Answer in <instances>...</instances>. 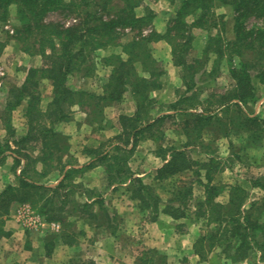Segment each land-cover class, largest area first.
Wrapping results in <instances>:
<instances>
[{
	"label": "trees",
	"instance_id": "obj_1",
	"mask_svg": "<svg viewBox=\"0 0 264 264\" xmlns=\"http://www.w3.org/2000/svg\"><path fill=\"white\" fill-rule=\"evenodd\" d=\"M12 6L17 8L19 23L14 39L26 54L40 55L44 62L41 68L28 70L22 85L9 90L0 112L6 132L0 139V167L12 157L13 170H21L16 184L0 193V242L11 236L5 226L14 208L28 203L47 223L61 225L60 232H49L45 238L47 257L60 243L79 244L85 234L69 222L74 216L67 210L71 203L91 226L113 229L116 218L103 195L77 181L102 166L106 187L126 185V193L148 222H157L165 214L185 221L179 225L181 231L204 222V233L195 243L201 260H207L213 250L223 249L232 262L260 264L253 258L259 254L264 259V197L250 200V196L253 190L264 192V175L247 179V186L225 185L217 180L218 175L232 169L236 160L242 162L243 157L233 151V156L221 158L214 147L218 139L234 135H246L243 151L264 141V118L252 110L260 100V87L264 88V26L246 25L250 18L264 19V0H181L165 33L155 29L156 14L140 0H0L1 24L8 22ZM142 6L145 13L139 16L137 8ZM218 8L235 14L232 40L223 36L225 16L217 14ZM54 11H69L76 22L71 26L46 22ZM126 30L133 32V38L124 42ZM195 30L211 34L201 58L192 56ZM161 41L171 46L173 65L180 69L183 84L168 106L170 113L159 110L152 97L166 85V72L152 48ZM117 47L122 48V54L103 59L110 74L102 94L70 85L71 77L95 74L98 51ZM5 48L6 43L0 42V57ZM224 60L232 85L225 92L204 96L201 86L209 77H217ZM44 81L52 86L46 107L42 106ZM126 95L134 102L135 113L120 116V134L98 147L86 148L89 162L81 167L58 125L71 121L76 107L87 109L89 123L100 121L105 110L123 102ZM20 108L27 127L24 133L12 122ZM169 121L185 142H166ZM148 139L155 142L156 155L166 161L152 183L136 176L130 166L139 144ZM53 174L57 179L51 182ZM184 176L189 180L182 179ZM196 185L203 190L200 198L195 197ZM159 190L168 193L166 201ZM227 191L228 201H218ZM77 197L82 200L77 201ZM156 256L144 255L136 264H156ZM158 259L166 264L165 256Z\"/></svg>",
	"mask_w": 264,
	"mask_h": 264
},
{
	"label": "rangeland",
	"instance_id": "obj_2",
	"mask_svg": "<svg viewBox=\"0 0 264 264\" xmlns=\"http://www.w3.org/2000/svg\"><path fill=\"white\" fill-rule=\"evenodd\" d=\"M142 3H144L145 6L150 7L151 10L154 11L156 14V18L154 20V27L158 32L165 33L167 24L169 19L173 16L177 5L180 3L181 0H140ZM217 14L224 15L225 16V26L222 27L223 29V36L228 39L232 40L235 36V14L228 8H218L216 9ZM158 12V13H156ZM145 13V7H139L137 8V14L139 16L144 15ZM17 8L16 6H12L10 8V17L7 23L1 24L0 23V42L6 43V48L0 57V112L3 110V106L5 104V99L8 95L9 90L14 86H20L23 84V82L26 79L27 72L31 68H41L43 66V58L40 55L31 56L29 54H26L22 50V44L17 42L14 39V33H11V31H15L16 26H18L17 21ZM75 16L72 15L69 11H54L51 12L47 18L46 22L50 23H60L65 26H71L73 25L76 20L74 19ZM246 25L248 28H254L257 26H264V19H256V18H250L246 21ZM9 27V29H7ZM214 34H216L214 32ZM211 34L205 31L201 30H195V40H194V48L192 52V56L195 58H201L204 55V50L206 48L209 36ZM133 38V32L130 30L125 31L124 36V42H127L128 40ZM153 53L156 59L159 62V65L162 69L165 70L166 74L164 76V81L166 82V85L168 83L173 84V86L167 88L166 90H161L160 92H154L152 93V97H154L158 103L157 107L158 109L167 110L169 104H171L176 96V90L183 88V85L181 86L182 80H181V74L180 70L176 69L173 65V59H172V48L166 41H161L158 43H155L152 45ZM112 54H122V48H108L106 50H100L95 55V74L89 77H85L82 74L71 77L70 78V85L77 89V90H88L91 92H95L97 94H102L103 92V86L106 82L107 77L110 74V69L105 67L103 65V59L107 56H110ZM214 58V57H213ZM239 60H237V63ZM212 61L209 64V69L212 68ZM255 74V73H253ZM206 83V82H205ZM233 81L230 78L229 73V65L227 64V60H224L221 63L220 71L216 76L209 77L206 84L201 86V90H203L204 96H208L209 94H219L221 92H225L227 89L230 88ZM179 87V88H178ZM260 100L259 102L252 107V110L255 112V114H258V110L261 106H263L264 103V88L260 87ZM52 97V86L49 81L43 82V88H42V106L46 107ZM135 107V104L133 103L132 99L129 95H126L123 102L120 104L113 105L111 107H108L105 110V114L103 119L101 118L100 121L94 122L93 124L89 123V116L87 115V109H82L80 107L74 108L72 120L68 122H63L58 125V129L60 128V132L67 136L69 138L70 143V154L74 156L80 164V161L89 160L88 156H86L85 150L86 148H95L98 147L102 142H105L114 136L120 134V116L122 114L127 115H133V108ZM17 111H20V113L13 114L12 122L13 125L16 124L17 127L22 128L23 124L25 125V130H23V133L26 131V121L23 116V110L22 108L18 109ZM16 111V112H17ZM15 113V112H14ZM259 116V115H258ZM24 120V121H23ZM1 126L3 127L2 122H0ZM16 128V127H15ZM167 131V137L170 142H185L184 138H181L178 136L175 132V126L172 125V122L169 121L167 123L166 127ZM17 129V128H16ZM18 131V130H17ZM6 136V133H5ZM208 139V138H207ZM246 143V135H240V136H231L230 138H220L217 140L216 145L214 148H217V153L221 158L227 159L231 156H233V151L240 153V156L243 157V161L239 162L236 160L234 166L232 169H226L223 173L219 174L217 177V180L224 183L225 185L232 186L236 184H242L244 186H247L245 181L247 179L251 178H258L261 175H264V154L260 153L259 151L262 144L254 145L252 148L247 150H242V145ZM141 149H137L136 153V163L133 164L132 159V168H135V170L144 169L146 168H152L156 167L157 165H154V157L152 155V150H156V145H152L151 143L142 144ZM234 152V154H235ZM255 152H258L259 155H256ZM257 153V154H258ZM195 158H200L201 156H198L197 154H194ZM203 158V157H201ZM205 158V157H204ZM139 159V160H138ZM89 161H87L85 164H87ZM2 169L0 171V178H3L5 170H12L14 168V160L12 157L7 158L6 163L1 166ZM8 169H7V168ZM102 167V166H100ZM104 168V167H102ZM92 171V170H91ZM99 174V172H87L83 177H79L77 179L78 182H82V184L85 186V188L95 189L94 184L97 182H100V185L104 188V190H107V180L105 178V175ZM99 177L101 178V181H99ZM189 176H184L182 179L189 180ZM57 179V174H53L50 177L51 182H54ZM1 180V179H0ZM103 180V183H102ZM17 180H14V184H16ZM106 187V189H105ZM160 191V190H159ZM162 193V192H161ZM163 194V193H162ZM167 194V193H166ZM163 195V196H166ZM123 194H114L107 196V201L109 202L110 207L108 208L109 212L111 213V216L116 218V221L114 223V227L118 229V233L124 234L125 232L128 233L129 226L133 225V210L127 209L123 211L122 215H118L115 211L116 208H114L117 205V202L122 200ZM121 196V197H120ZM168 196V195H167ZM195 196L197 198H200L203 196L202 190L197 188V191L195 193ZM228 191L223 193L221 197L218 199V201L226 203L228 201ZM264 197V192L261 190H253L251 191L250 200H261ZM168 198V197H167ZM82 200V198L77 197V201ZM126 199L122 200V202H125ZM107 202V203H108ZM21 205H17L10 217L9 220L6 222V230L11 233L12 231L9 228V221L13 219V216H15V213L17 214V211L19 210ZM32 207V209L35 211L33 206L28 203ZM75 205L73 203L69 204L67 207V210L73 213V217L69 218V222H74L76 224V231H82L84 228H86V221L83 219L80 213L75 212ZM127 208V207H126ZM36 212V211H35ZM75 212V213H74ZM37 213V212H36ZM38 214V213H37ZM39 215V214H38ZM41 216V215H40ZM42 217V216H41ZM130 218L131 220H128ZM16 219V216H15ZM44 220V218L42 217ZM17 221V220H16ZM18 225L21 226L22 233L25 235H28L29 239L25 241L24 244H22L23 240H20L17 242L20 243V249L25 248L28 250L33 242H36L37 239H43L45 240L48 233H44V235L40 234V230H30L25 228L21 223L17 221ZM204 222H200V224H196L197 227L195 229L201 230L204 233L205 228L203 227ZM132 229V228H131ZM182 231H187L188 226H185L184 228H181ZM45 232H51L49 231ZM11 237V236H10ZM85 239V238H84ZM89 238H86L85 241L81 240L83 246L81 251H78L76 254L75 259H73V262L70 264H81L83 259L79 255L81 252L91 248L94 244L92 242H88ZM80 242V243H81ZM1 244V242H0ZM135 244V243H134ZM17 245V244H16ZM121 248L118 246H111L112 249H117L118 253L123 252V255L127 254L132 258H130V262L133 261V250H135L137 247L133 245V238L125 237L121 240L120 245ZM134 247V248H133ZM32 249V247H31ZM122 249V250H121ZM32 251L33 250H28ZM87 252V251H85ZM159 254L156 256V264H163L159 262ZM117 257H121L120 254L117 255ZM86 258V257H85ZM207 264H247L246 262H232L229 258H227V255L224 253L223 249H216L207 255ZM213 258V262H211ZM34 259V258H33ZM30 262V264H42V262L38 260H33ZM93 260L91 257L85 259V260ZM11 262V261H10ZM253 262H259L260 264H264V259L257 254L253 258ZM89 263V261H88ZM85 263V264H88ZM69 264V263H68ZM126 264V263H125ZM166 264H174L169 262L168 258L166 259ZM177 264H191L187 262H178ZM206 264V263H205Z\"/></svg>",
	"mask_w": 264,
	"mask_h": 264
},
{
	"label": "crops",
	"instance_id": "obj_3",
	"mask_svg": "<svg viewBox=\"0 0 264 264\" xmlns=\"http://www.w3.org/2000/svg\"><path fill=\"white\" fill-rule=\"evenodd\" d=\"M158 13V12H156ZM161 33V32H160ZM175 67V66H174ZM178 69L177 67H175ZM180 70V69H178ZM183 84L181 83V86ZM173 86V84L165 85L164 90L167 88L170 89V87ZM179 88V87H178ZM176 99V98H175ZM134 103V102H133ZM136 106L133 108V114L135 113ZM166 113H170L171 111L165 110ZM16 113H20V111H15L14 115ZM260 117L264 118V103L263 106H261L258 110V114ZM24 121V120H23ZM1 122V120H0ZM1 124V123H0ZM25 125L23 124L22 128L17 127L16 124H14V127L17 128L19 133H23V130H25ZM60 130V128L58 129ZM5 130L0 125V139L5 138ZM167 143L170 141L167 137ZM151 143L152 145H155V142L152 140H144L142 141L138 148L141 149L142 144ZM137 148V149H138ZM136 149V151H137ZM133 155V164L136 163V152ZM259 151L260 153L264 154V141L262 143V146L260 147ZM152 155L154 157V165H157L156 167L152 168H144L135 170V168H132V164L130 163V166L135 173L136 176L143 178L146 183H152L153 178L155 176L156 171L161 168L166 161L162 160V158L158 157L154 150L151 151ZM258 152H255L256 155H259ZM139 160V159H138ZM87 161H80V166L82 167ZM132 162V161H131ZM7 168V167H6ZM2 167H0L1 171ZM8 169V168H7ZM99 172L100 175H105V169L102 167H97L93 169L90 172ZM21 172L20 169H17L16 171L12 170H5L3 178H0V193L5 189L8 185H13L14 180H16L17 174ZM101 176V177H102ZM99 181H101V178L99 177ZM103 183V180H102ZM94 188H96L99 193L103 195V198L105 199V205L106 207H110L109 202L107 201V196L114 195V194H123L122 200L126 199L125 202H122V200L117 202V205L114 207L116 208V213L118 215H122L123 211L127 209L133 210V225L129 226L128 233L125 232L124 234L118 233V229H116L113 225L115 222L112 223L113 229H109L105 226L98 227L97 225L91 226L90 224L86 223V228H84L85 234L80 238L79 244L74 246L65 245L63 243H60L56 246L54 249V252L51 257H47L46 251H45V240L37 239L36 242H33L31 247L28 251L25 248L20 249V243L18 244L20 240L22 241V244L25 243L27 239H29L28 235H25L22 233L21 226L18 225L17 219H15V216H13V219L9 221L8 229L10 228L12 231V235L9 238H5L1 241L0 244V264H30L33 260H38L42 262V264H70L73 262V259L76 257V253L78 251H81L82 242L81 240H84L86 238L88 239V242H92L94 244L91 248L81 252L79 255L82 257L83 261L81 264H85L89 262H94L95 264H136L138 262L137 260L144 256V255H157L165 256L168 258L169 262L177 264L178 262H187L191 264H207L208 261L201 260L200 256L197 255L195 251V243L203 233L201 230L195 229L197 227L196 224L188 226L189 229L187 231H181L179 230V225L185 223V221H176L172 219L171 217L161 214L159 217V220L157 222H148L145 218L146 216L144 213H142L138 207L137 204L130 199L128 194L126 193V185L124 186H112L107 188V190H104L102 185H100V182H97L94 184ZM197 188L202 190L200 187L196 185L195 187V193L197 191ZM106 189V188H105ZM163 194H162V193ZM162 199L166 201L168 198V193L164 190L159 191ZM167 193V194H166ZM203 193V190H202ZM166 196H163L165 195ZM120 196V197H121ZM196 197V196H195ZM108 202V203H107ZM127 207V208H126ZM128 220H131L128 218ZM46 222V221H45ZM59 224V223H57ZM59 231H53L51 228V223H47L42 228H40V234L44 235V233H49L45 231L51 232H60L61 231V225ZM132 228V229H131ZM130 237L133 238V245L137 247L135 250H133V261L130 262V258H132L127 254L122 255L121 253H118L117 251L112 249L111 246L114 245L121 248L120 242L123 238ZM85 238V239H84ZM81 242V243H80ZM135 243V244H134ZM17 244V245H16ZM134 248V247H133ZM122 250V249H121ZM120 252V251H119ZM120 254V258L117 257V255ZM86 257V258H85ZM91 257L93 260H85L87 258ZM213 262V258L211 259ZM11 261V262H10ZM214 263V262H213Z\"/></svg>",
	"mask_w": 264,
	"mask_h": 264
},
{
	"label": "built area",
	"instance_id": "obj_4",
	"mask_svg": "<svg viewBox=\"0 0 264 264\" xmlns=\"http://www.w3.org/2000/svg\"><path fill=\"white\" fill-rule=\"evenodd\" d=\"M7 29H9V27H7ZM11 33H14V31H11ZM16 219L25 228L30 230H39L46 225L45 220H43L42 217L38 215L28 204L20 206L16 214ZM51 228L53 231L60 230V226L57 223H51Z\"/></svg>",
	"mask_w": 264,
	"mask_h": 264
}]
</instances>
